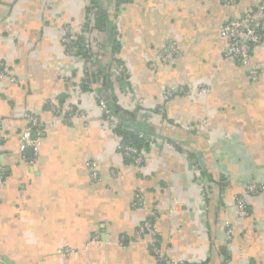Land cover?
<instances>
[{
    "label": "crops",
    "instance_id": "0c3cea01",
    "mask_svg": "<svg viewBox=\"0 0 264 264\" xmlns=\"http://www.w3.org/2000/svg\"><path fill=\"white\" fill-rule=\"evenodd\" d=\"M260 1L0 0V68L15 77L0 80V264H157L150 234H138L149 213L175 264H264V189L246 192L264 184V74L248 76L264 65V40L243 64L219 34ZM91 4L108 13L117 43L110 53L95 29V61L62 41L68 25L78 38ZM169 43L178 54L162 62ZM116 60L127 75H115ZM165 89L173 93L162 110L145 116ZM105 94L150 137L140 167L104 124L96 96ZM49 104L87 117L55 121ZM27 113L41 129L33 162L32 149L19 148Z\"/></svg>",
    "mask_w": 264,
    "mask_h": 264
},
{
    "label": "built area",
    "instance_id": "2783aa9c",
    "mask_svg": "<svg viewBox=\"0 0 264 264\" xmlns=\"http://www.w3.org/2000/svg\"><path fill=\"white\" fill-rule=\"evenodd\" d=\"M223 3L234 2L235 0H221ZM96 8L91 4L87 8L84 24L80 29V43L79 46L87 52H90L89 58L95 61V56L92 54V48L96 42L95 35V12ZM220 37L227 41L225 47V55L229 56L238 62L246 64L250 60L251 52L253 47L261 43L264 40V0H261L255 8L248 9L242 13L241 16L237 18L230 19L226 21L220 29ZM74 38L72 36V29L70 25L65 27V34L62 39L65 50L67 53L75 52L76 47L74 43ZM178 54V50L173 43L167 44L166 52L159 56L162 62H171ZM117 61V60H116ZM110 67V66H109ZM115 75L125 76L127 75V70L124 64L117 61L114 65ZM108 67L103 66L101 70L106 71ZM264 74V65L259 68H253L249 71V78L256 80L259 75ZM7 78L10 82L15 81V77L12 74L6 73L2 68H0V80ZM198 92L207 94L210 89L206 86H201L197 89ZM178 92L183 94H188L190 91L184 87H179ZM171 89H165L163 92V102H159L157 108H152L151 110H146L144 115L150 117L155 114L157 110H162L161 107L164 102H166L172 96ZM97 107L102 115L105 126L114 131L119 127L120 120L118 114L110 107L113 102L112 98H104L101 96H96ZM157 109V110H156ZM48 110L55 116V121L66 120L69 121L73 117H79L85 119L87 117V112L85 110H74L68 105H54L49 104ZM143 113V112H142ZM26 129L20 136L19 148L23 150L26 147L32 149V157L29 162H33L34 158L38 153L39 136H40V123L36 116L31 113L26 114ZM129 131L136 133L133 128H127ZM34 134V136H32ZM140 137L145 140H149V136H145L142 132L138 133ZM2 136L0 135V142L2 141ZM118 152L122 155L124 159L130 160L134 166L140 167L145 159V149L137 148L130 144H124L121 142L118 144ZM92 167L95 164L91 163ZM113 174V173H112ZM92 177L96 178V171H92ZM4 182V174L0 169V184ZM264 189V184L251 183L246 186V192L252 194H258ZM237 214L239 217H245L247 215V207L244 199L239 197L236 199ZM133 206L137 209H142L144 207V201L142 195L137 192L134 195ZM138 234L145 233L150 234L148 240V246L153 254L157 264H175L171 256L168 254L166 248L162 246V242L159 239L158 230L155 227V216L151 213L147 214L142 225L140 226ZM226 236L229 240L230 238V228L229 224H226Z\"/></svg>",
    "mask_w": 264,
    "mask_h": 264
},
{
    "label": "trees",
    "instance_id": "16d2710c",
    "mask_svg": "<svg viewBox=\"0 0 264 264\" xmlns=\"http://www.w3.org/2000/svg\"><path fill=\"white\" fill-rule=\"evenodd\" d=\"M107 15L108 13L106 11L99 10L97 6V10L95 12V29H98L99 31L101 30L107 33V36H108L107 45L111 46L110 53H113L114 50L116 49V44H117L115 43V40L112 39V36L114 35V32H115V28L113 27V25H111L109 20H107L106 18ZM74 43L76 47L75 53H77V55L84 57V58H88L90 56V52L84 51L79 46L80 36H78V38L74 40ZM97 74H98V78L100 76L101 78H103V82H105V76L108 73L99 69ZM93 76H95V74L93 72H90L89 74H87V80L88 81L93 80L94 78ZM103 88H105V86H103ZM108 97L113 99V102L110 104V107L118 114V117L120 120V125L119 127H117V129L114 130V132H116L122 137L123 140L121 142H124V144L133 145L137 148L146 147L147 145L146 140L143 137H140L138 135L139 130L133 127H130V124L128 123V120L130 121L133 120V117L135 116V114H133L132 111L124 110L120 105L116 103V101H114V97L110 95L105 96V98H108ZM127 128H133V130H136V133H134L133 131L127 130Z\"/></svg>",
    "mask_w": 264,
    "mask_h": 264
}]
</instances>
